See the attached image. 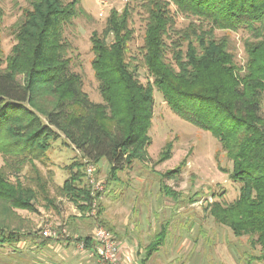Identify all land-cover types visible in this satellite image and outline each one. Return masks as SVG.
Here are the masks:
<instances>
[{
    "label": "trees",
    "instance_id": "16d2710c",
    "mask_svg": "<svg viewBox=\"0 0 264 264\" xmlns=\"http://www.w3.org/2000/svg\"><path fill=\"white\" fill-rule=\"evenodd\" d=\"M77 3L32 0L14 25L15 43L5 58L0 49V153L5 159L0 166V207L5 210L0 244L22 240L21 229L11 227L10 218L15 209L34 210L37 192L18 173L26 162L43 160L52 140L63 136L88 162L104 158L111 174L146 158L155 87L178 117L210 132L232 162L228 177L240 184L239 194L225 205L212 204L215 220L264 249V0H142L141 60L131 61L130 10L112 9L102 33L90 36L101 102L90 100L83 90L67 56L70 43L62 36L64 24L79 12ZM170 4L199 23L176 28ZM1 19L0 10V24ZM216 29L248 32L243 64L228 37H217ZM170 33L176 37L171 39ZM135 60L151 81H139ZM169 156V151L161 152V160ZM81 165L76 161L68 168ZM38 173L36 169V184L52 203ZM82 175L72 172L59 192L84 214L94 197ZM96 212L98 216L100 208ZM108 228L114 235L113 227ZM159 237L146 246L149 252L159 247ZM80 239L88 245L91 234Z\"/></svg>",
    "mask_w": 264,
    "mask_h": 264
},
{
    "label": "rangeland",
    "instance_id": "374dc122",
    "mask_svg": "<svg viewBox=\"0 0 264 264\" xmlns=\"http://www.w3.org/2000/svg\"><path fill=\"white\" fill-rule=\"evenodd\" d=\"M31 1L0 0V49L3 58L15 43L14 25L24 10L31 7ZM141 2L78 0L77 16L63 26L62 36L70 43L67 56L71 58V69L81 76L83 90L94 102H101V96L91 67L90 36L93 31L102 33L112 9L121 12L128 7L133 37L128 43L127 58L130 61L134 57L140 59L139 48L144 31ZM170 9L174 15V26L178 29L187 27L191 21L199 23L193 16L177 11L173 4H170ZM214 33L217 37H228L236 60L243 64L246 60L244 42L250 38L248 32L216 29ZM170 36L171 39L176 37L173 33ZM171 39L168 37L167 42ZM140 60L132 64H136L139 81L146 84L152 78ZM1 65L3 67L5 63ZM153 97V115L147 132L150 143L144 160L136 159L111 174L110 165L104 158L96 164L88 162L60 136L51 141L43 160H34L32 164L26 162L21 167L18 173L20 181L37 192L35 208L14 210L10 218L11 227L21 229L22 240L0 244V264H45L51 259V251L41 252L39 248L41 230L49 224L56 227L57 223L64 222L67 229L72 230L71 225H76V230L83 234L90 233L96 225L107 229L112 226V231L118 236L123 235L131 245L138 242L139 250L135 253L138 264H264V249L259 244L253 243L248 235H234L227 225L216 221L211 214L214 202L225 205L237 198L240 185L228 177L232 162L217 139L210 132L178 117L155 87ZM262 104L264 111V99ZM163 150L169 151L170 156L161 160ZM76 161H81L82 165L68 168ZM4 163L0 153V166ZM179 166L180 172L171 174L172 177L165 175ZM88 167H92L96 179L104 183L102 198L96 206L100 208L98 216L97 212L88 216L89 211L82 214L59 192L64 180L76 170L84 175L82 183H86L91 191L86 177ZM36 169L52 203L47 202L36 184ZM10 172L14 171L11 169ZM9 177L14 180L11 173ZM3 212L5 210L0 207V218L5 214ZM161 230L166 234L163 238L159 237ZM157 236L161 244L149 252L146 246L153 244Z\"/></svg>",
    "mask_w": 264,
    "mask_h": 264
},
{
    "label": "built area",
    "instance_id": "2783aa9c",
    "mask_svg": "<svg viewBox=\"0 0 264 264\" xmlns=\"http://www.w3.org/2000/svg\"><path fill=\"white\" fill-rule=\"evenodd\" d=\"M87 182L91 188L90 194L94 197L91 204V210L88 215H95L96 206H98V201L102 197V192L104 190V183L102 180L96 179L94 176V170L92 167H88L86 170ZM42 237L50 239L68 238L71 236L70 231L60 224L54 225L49 224L44 229L41 230ZM77 239V236H74ZM91 240L93 241L94 248L88 250L84 240H78L76 246L79 251L89 252L90 256H95L100 264H121L118 259L119 243L115 236L110 230L106 229L102 225H96L93 228L91 234Z\"/></svg>",
    "mask_w": 264,
    "mask_h": 264
},
{
    "label": "crops",
    "instance_id": "0c3cea01",
    "mask_svg": "<svg viewBox=\"0 0 264 264\" xmlns=\"http://www.w3.org/2000/svg\"><path fill=\"white\" fill-rule=\"evenodd\" d=\"M75 215H78V214H75ZM94 218H96V216H94ZM57 224H61V223H57ZM65 224L66 223L64 222L61 225H64L67 228ZM71 226L73 227L72 230L68 228L69 231L71 230L70 237L59 238L56 240L49 239L48 241H46L45 244L38 243L41 252L51 251V259L45 264H100L98 262L97 257L90 256L87 250L85 252L83 251L80 252L76 246L78 240H82L80 239V237L83 238L87 235L92 234L93 229L91 230L90 233L83 234L82 231L76 230L77 229L76 225H71ZM113 233L115 235L116 240L119 243V251H118L117 256H118L120 263L121 264H138L139 261L135 255V253H137L139 250V246L137 244L138 242L136 241V243L131 245V243L128 242L127 238H124L123 235L118 236V234H115V232ZM74 236H77V239H75ZM86 247L88 250H92L94 248L93 241L91 240L90 244L86 245Z\"/></svg>",
    "mask_w": 264,
    "mask_h": 264
}]
</instances>
